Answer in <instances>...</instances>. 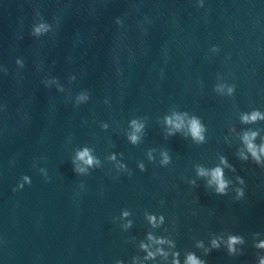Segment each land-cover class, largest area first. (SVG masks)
<instances>
[{"label": "water", "instance_id": "1", "mask_svg": "<svg viewBox=\"0 0 264 264\" xmlns=\"http://www.w3.org/2000/svg\"><path fill=\"white\" fill-rule=\"evenodd\" d=\"M246 135L264 0H0V264H262Z\"/></svg>", "mask_w": 264, "mask_h": 264}, {"label": "clouds", "instance_id": "2", "mask_svg": "<svg viewBox=\"0 0 264 264\" xmlns=\"http://www.w3.org/2000/svg\"><path fill=\"white\" fill-rule=\"evenodd\" d=\"M37 31H39V29H37ZM253 118H255V116ZM192 133H193L194 136H199V128H198V125L195 124V123L193 124V127H192ZM252 136L254 137L255 133H253ZM133 140H135V137H133ZM245 140L248 142L249 151L252 152L253 157L255 158L257 163H259L260 162L259 153H264V146H262L259 149V153H258L256 147L251 143V139L247 135L245 136ZM214 178L216 179V181L218 183L217 191L218 192H223L225 190V186L226 185H225V182L222 179V172H221L220 169H217L215 171ZM240 194L241 195L243 194L242 190H241ZM150 219H152V218L150 217ZM237 241H238L237 237H230V241H229V250L230 251L233 250L232 244H234ZM161 242H163V241H161ZM213 246L214 247L217 246L216 241H213ZM152 255H153L152 253H149V256H152ZM187 264H205V262L202 261V260L197 259L194 254H189L188 259H187ZM262 264H264V261H262Z\"/></svg>", "mask_w": 264, "mask_h": 264}]
</instances>
